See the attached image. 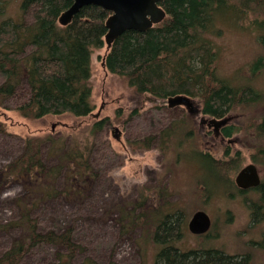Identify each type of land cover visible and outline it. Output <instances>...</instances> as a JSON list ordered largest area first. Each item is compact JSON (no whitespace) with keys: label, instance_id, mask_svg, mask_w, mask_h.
<instances>
[{"label":"rangeland","instance_id":"374dc122","mask_svg":"<svg viewBox=\"0 0 264 264\" xmlns=\"http://www.w3.org/2000/svg\"><path fill=\"white\" fill-rule=\"evenodd\" d=\"M21 3L22 0H12L0 17L31 21L35 8L24 16ZM218 24L221 34L215 39L219 46L220 74L232 82L250 83L264 93V45L254 26L246 22L236 24L227 18ZM106 52L105 45L95 49L92 55L93 113L101 109L99 116L63 113L32 119L14 109L16 99L6 101L8 108L0 106V253L21 237V230L12 223L19 216V198L29 197L28 187L32 184L29 178L8 175V171L14 166L24 140L41 138L44 160L55 165L58 162L52 152L53 142L59 150L80 138L82 130L86 136L88 127L97 120L108 118L93 136L96 172L83 186L82 193L76 197L49 198L34 207L41 225L73 230L77 243L74 262L156 264L162 245L152 238L151 228L146 221L130 223L123 214L134 209V204L147 209L139 206L137 213L145 209L148 214L155 211L156 216L162 214L154 208L157 191L147 196L142 193L145 188H159L167 189L160 206L173 204L185 216L186 229L176 243L178 247L187 250L216 246L229 253H250L251 264H264V248L254 241L260 240L264 232V200L255 190L247 194L235 192V176L254 159L258 160L264 181V152L259 151L264 136L255 127L264 115V98L260 103L227 112L226 115L235 117L232 122L240 129L230 137L231 142L222 140L213 129L201 127V119L190 115L185 106L169 107L151 96L138 97L124 77L104 68ZM261 57V66L253 71V64ZM199 104L202 108V103ZM174 123L180 127L168 142L164 131L170 130ZM116 126L122 131L120 139L115 136ZM192 130L194 136L189 137ZM180 131L187 133L179 145L176 140L181 137ZM192 147L206 149L221 159L230 152L237 165L227 175L231 179L229 187H216L223 183L221 177L215 175L207 162L196 158ZM63 174L64 170L59 182ZM245 196L262 206L257 208L255 218L254 208L247 204ZM198 209L206 210L212 217L208 234H194L188 229V221ZM62 251L57 245L41 244L29 252L22 264H57Z\"/></svg>","mask_w":264,"mask_h":264},{"label":"trees","instance_id":"16d2710c","mask_svg":"<svg viewBox=\"0 0 264 264\" xmlns=\"http://www.w3.org/2000/svg\"><path fill=\"white\" fill-rule=\"evenodd\" d=\"M11 1L0 0V15ZM72 2L22 0L24 16L35 8L31 21L0 17V106L8 108L6 101L16 99L14 109L32 119L50 114L71 113L79 117L92 114L95 108L92 55L95 49L105 45L104 68L124 77L138 97L151 96L162 104L170 95L185 94L202 103L204 113L217 117L263 100L264 93L252 84L232 82L220 74L215 38L221 34L218 22L227 18L236 24H252L264 45V0H163L160 4L166 16L161 22L146 31L126 30L110 48L105 41V23L111 11L87 4L74 15L72 22L62 25L59 16ZM261 60L262 57L253 64V71L261 66ZM107 120H97L88 127L86 136L82 130L80 138L59 150L53 142L51 148L58 162L55 165L44 160L41 138L24 140L8 175L29 178L32 185L28 187L29 197L19 198V216L12 223L21 230V237L0 253V264H22L29 252L41 244H54L64 250L57 264H97L93 260L74 262L77 243L73 230L41 225L34 207L49 198L76 197L82 193L83 186L96 172L93 136ZM179 127V123H174L170 130L164 131L166 137H172ZM255 127L264 136V115ZM239 129L231 122L223 134L231 136ZM185 133H180L177 144H183ZM192 133L193 130L189 137ZM263 141L260 152H264ZM192 150L197 159L207 162L215 175L221 177L223 183L216 187L230 186L227 175L237 163L229 151L221 159L206 149L192 147ZM179 154L183 153L179 151ZM155 191L154 208L162 214L156 216L157 211L148 214L144 205L132 204L134 209L127 210L123 216L130 223L146 221L151 228L152 238L162 245L156 264H251L250 253L234 254L213 247L187 250L178 247L176 243L186 229L184 213L173 204L167 209L160 206L167 189L145 188L142 193L147 196ZM250 205L256 213L258 203L256 207ZM139 206L146 210L137 213Z\"/></svg>","mask_w":264,"mask_h":264},{"label":"water","instance_id":"95a60500","mask_svg":"<svg viewBox=\"0 0 264 264\" xmlns=\"http://www.w3.org/2000/svg\"><path fill=\"white\" fill-rule=\"evenodd\" d=\"M72 4L59 16V23L67 25L72 22L74 15L79 12L82 6L95 4L108 9L111 14L106 19L107 32L105 41L107 48H110L115 39L129 29L146 31L154 24L161 22L166 16V10L160 4L163 0H72ZM158 101V99H157ZM169 107L184 105L197 112L199 110L198 101L185 94L168 96L163 103ZM99 112L93 114L99 116ZM232 116L224 118L212 117L208 120L209 125H214L216 131L226 124ZM55 125L53 124V127ZM118 139L122 131L115 127ZM235 181L241 188L256 186L260 183V174L257 165L250 162L244 165L237 173ZM212 225L210 214L204 209L196 210L188 221V229L194 234H204L209 231Z\"/></svg>","mask_w":264,"mask_h":264},{"label":"flooded vegetation","instance_id":"af4514ba","mask_svg":"<svg viewBox=\"0 0 264 264\" xmlns=\"http://www.w3.org/2000/svg\"><path fill=\"white\" fill-rule=\"evenodd\" d=\"M162 104H166V102H164V103H162ZM167 105V104H166ZM179 106H184V105H179ZM186 107V106H185ZM198 107H199V110L197 111V112H195L194 110H192V109H189V108H187V112L190 114V115H192L193 117H195V118H199V119H201V127H204V125H206L207 127H208V129H213V133L215 134V136L216 137H219V138H221L222 140H225V139H227L229 142H231L232 141V139L230 138L231 136H225L224 134H223V130H224V128L228 125V124H230L233 120H234V116H232V118L226 123V124H224V125H222V126H220L219 127V129H218V131H216V128H215V126L214 125H209L208 124V120L210 119V118H212V117H217V116H215V115H211V116H208L207 117V113H204L203 112V109L200 107V104L198 103ZM227 116H230V115H225V116H222V117H217V118H224V117H227ZM209 130V132H211ZM119 133H116L115 134V136L117 137V135H118ZM122 134V133H121ZM121 134H120V138H121ZM118 138V137H117ZM167 140H168V137H167ZM171 140V138H169V140H168V142ZM251 162H253V163H255L256 165H257V168H258V171H259V174H260V183L258 184V185H256V186H252V187H248V188H241V187H239L238 186V184L236 183V181H235V185H236V187H237V190L235 191L236 193H250V191H252V190H255V192H257L258 191V193H260L261 195V199H263L264 200V181H263V177H262V174H261V169H260V165L258 164V160L257 159H254L253 161H251ZM250 163V162H249ZM236 177V176H235ZM245 200H246V202H247V204L252 208V205H250V204H255V203H257L256 201H253L250 197H248V196H245ZM256 205L257 204H255L254 206L256 207ZM261 205H259L258 207H256V208H259ZM262 207V206H261ZM253 213H255L254 211H253ZM256 213H258L257 211H256ZM255 213V214H256ZM254 218H255V215L253 216ZM212 218V217H211ZM253 218V220H255ZM259 219V217L256 219V221ZM212 225H213V220H212ZM212 225H211V228L209 229V231L208 232H206L205 234H208L210 231H211V229H212ZM264 231V230H263ZM254 241H256V242H258L263 248H264V232H263V234H262V238L260 239V240H255L254 239ZM205 248V247H204ZM213 248H220V247H213ZM220 249H222V248H220ZM222 250H224V249H222Z\"/></svg>","mask_w":264,"mask_h":264},{"label":"bare ground","instance_id":"6f19581e","mask_svg":"<svg viewBox=\"0 0 264 264\" xmlns=\"http://www.w3.org/2000/svg\"><path fill=\"white\" fill-rule=\"evenodd\" d=\"M256 100H257V98H256Z\"/></svg>","mask_w":264,"mask_h":264}]
</instances>
